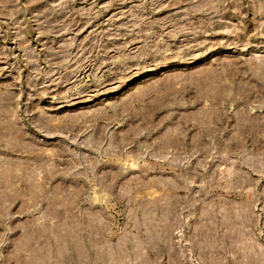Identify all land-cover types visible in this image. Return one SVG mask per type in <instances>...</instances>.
<instances>
[{
	"label": "rangeland",
	"instance_id": "374dc122",
	"mask_svg": "<svg viewBox=\"0 0 264 264\" xmlns=\"http://www.w3.org/2000/svg\"><path fill=\"white\" fill-rule=\"evenodd\" d=\"M0 264H264V0H0Z\"/></svg>",
	"mask_w": 264,
	"mask_h": 264
}]
</instances>
